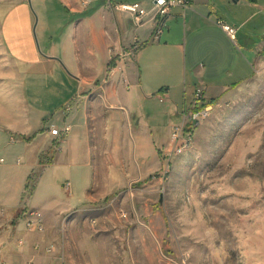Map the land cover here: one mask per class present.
Wrapping results in <instances>:
<instances>
[{
  "label": "crops",
  "instance_id": "obj_1",
  "mask_svg": "<svg viewBox=\"0 0 264 264\" xmlns=\"http://www.w3.org/2000/svg\"><path fill=\"white\" fill-rule=\"evenodd\" d=\"M135 2L151 9V0ZM114 12L105 0H18L2 17L1 37L11 59L38 75L43 90L61 93L51 118L50 106L35 114L27 106L24 123L5 120L14 128L6 132L21 137L15 143L27 155L7 202L5 187L14 182H0L11 229L24 242L25 264L62 263L44 250L55 245L54 234L62 232L69 214L90 207L97 172L123 171L125 154L131 156L127 170L142 176L161 167L159 149L197 88L215 101L264 72V0H195L187 9L172 10L158 39L152 13L136 25ZM219 21L236 29L243 52L233 47L237 59L231 67L218 42L227 38ZM251 65L254 75L248 71ZM167 76L168 85L163 84ZM52 124L60 129L69 125L70 131L53 136L48 130ZM41 155L52 156L69 173L71 180L62 185L66 196H48L41 204L29 197L24 203L21 193L28 177L50 165ZM105 178L104 189L123 184ZM33 211L42 214L45 232L28 231ZM12 249L9 244L3 251Z\"/></svg>",
  "mask_w": 264,
  "mask_h": 264
},
{
  "label": "rangeland",
  "instance_id": "obj_2",
  "mask_svg": "<svg viewBox=\"0 0 264 264\" xmlns=\"http://www.w3.org/2000/svg\"><path fill=\"white\" fill-rule=\"evenodd\" d=\"M16 1L0 0V182H14L5 187V202L27 162V155L15 143L21 137L6 132L14 128L5 120L24 123L27 106L34 114L50 106L47 116L51 118L61 94L43 90L38 75L23 71L7 53L1 20ZM135 1L139 0H117ZM218 42L229 54L228 67L233 66L237 59L233 47L239 50V41L227 34ZM248 71L255 74L253 65ZM168 82L167 76L163 84ZM197 89L213 108L210 117L199 124L192 146L170 160L159 149L162 165L147 175L127 170L128 154L123 171L97 172L98 184L86 205L90 207L67 216L62 232L54 234L55 245L45 253L56 256L61 264H264V72L249 85L225 93L223 99H207L205 91ZM170 143L169 135L162 148ZM40 159L50 165L28 177L21 193L24 203L29 197L34 198L33 204H41L48 196H66L62 185L71 180L67 170L51 161L52 156L41 155ZM167 166L164 182L151 179ZM106 175L122 186L104 189ZM3 195L0 187V264H25L27 259L21 257L24 242L12 230ZM28 231L43 233L45 227L44 231ZM9 244L12 251H3Z\"/></svg>",
  "mask_w": 264,
  "mask_h": 264
},
{
  "label": "built area",
  "instance_id": "obj_3",
  "mask_svg": "<svg viewBox=\"0 0 264 264\" xmlns=\"http://www.w3.org/2000/svg\"><path fill=\"white\" fill-rule=\"evenodd\" d=\"M194 1L195 0H151V9L148 10L147 7L140 2L129 3L117 2V0H105L106 4L112 9L128 13L136 25L143 24L152 13L153 18L156 21L155 39L160 37L165 26V21L171 15L173 9H187ZM218 24L232 40H235L236 29L234 27L224 23L223 21H219ZM203 95V91L196 89L192 100L180 112L181 120L171 127V143L169 146L161 148L166 159H172V157L175 156V152L183 149L184 147H191L199 124L210 117L213 106L204 101ZM48 130L53 136L64 137L70 131V126L64 125V127L60 129L52 124L48 126ZM0 162H3L2 158L0 159ZM167 169L168 166L161 174L152 175L151 179L153 181L162 179L164 182L165 172ZM26 226L30 230L44 231L42 214L38 211L31 212L30 217L27 219Z\"/></svg>",
  "mask_w": 264,
  "mask_h": 264
},
{
  "label": "bare ground",
  "instance_id": "obj_4",
  "mask_svg": "<svg viewBox=\"0 0 264 264\" xmlns=\"http://www.w3.org/2000/svg\"><path fill=\"white\" fill-rule=\"evenodd\" d=\"M189 148H190V147H184L183 149L176 151V152H175V155H176V156H177V155H180V154L186 152V150H188ZM167 174H168V173L165 172V176H166Z\"/></svg>",
  "mask_w": 264,
  "mask_h": 264
},
{
  "label": "trees",
  "instance_id": "obj_5",
  "mask_svg": "<svg viewBox=\"0 0 264 264\" xmlns=\"http://www.w3.org/2000/svg\"><path fill=\"white\" fill-rule=\"evenodd\" d=\"M25 139V138H24ZM28 140V138H26Z\"/></svg>",
  "mask_w": 264,
  "mask_h": 264
}]
</instances>
